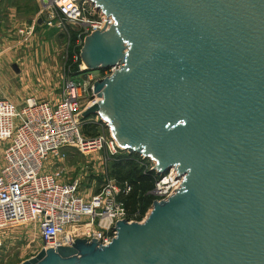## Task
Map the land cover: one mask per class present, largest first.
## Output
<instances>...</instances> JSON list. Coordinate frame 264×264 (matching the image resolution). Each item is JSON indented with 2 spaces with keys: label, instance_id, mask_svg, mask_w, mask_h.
Here are the masks:
<instances>
[{
  "label": "water",
  "instance_id": "obj_1",
  "mask_svg": "<svg viewBox=\"0 0 264 264\" xmlns=\"http://www.w3.org/2000/svg\"><path fill=\"white\" fill-rule=\"evenodd\" d=\"M88 1L112 23L80 49L98 98L82 118L182 183L107 245L20 264H264V0Z\"/></svg>",
  "mask_w": 264,
  "mask_h": 264
},
{
  "label": "built area",
  "instance_id": "obj_2",
  "mask_svg": "<svg viewBox=\"0 0 264 264\" xmlns=\"http://www.w3.org/2000/svg\"><path fill=\"white\" fill-rule=\"evenodd\" d=\"M36 2L41 11L50 9L53 16H59V28L64 24L74 26L80 48L86 36L104 27L106 19V26L112 23L110 17L88 0ZM46 25L51 26L52 19ZM79 70L86 69L80 65ZM113 70L102 69L100 76L106 77ZM97 100L91 75L67 79L61 99L55 103L32 96L20 104L0 98V245L4 237L1 232L17 223H32L37 228L39 250L70 246L76 238H94L107 245L116 235V222L144 219H128L124 203L118 198L120 193L129 192L128 184L121 187L114 178L107 179L95 194L84 196L78 178L72 181L63 178V163L69 148L86 155L103 147L107 151L106 161L125 150L102 118L100 124L108 128V134L91 137L84 133L83 126L88 122L81 115ZM90 118L93 121V117L87 121ZM140 159L142 165L155 171L154 161L143 156ZM181 183L182 177L174 168L164 174L156 173L149 192L152 202L166 200Z\"/></svg>",
  "mask_w": 264,
  "mask_h": 264
},
{
  "label": "rangeland",
  "instance_id": "obj_3",
  "mask_svg": "<svg viewBox=\"0 0 264 264\" xmlns=\"http://www.w3.org/2000/svg\"><path fill=\"white\" fill-rule=\"evenodd\" d=\"M2 12H20L12 21L7 13L2 36L7 43L0 44V98H8L20 104L32 96L50 103L58 102L65 82L70 77L83 78L84 71L72 75V64L78 62L83 66L80 57V46L77 45L74 26L64 24L59 28L56 23L51 26H40L36 20L25 12L41 11L36 0H0ZM58 24V23H57ZM20 30H23L21 33ZM17 66L19 71L14 69ZM86 69V68H84ZM92 77V76H91ZM86 118L83 131L91 137L108 134V128L101 126V117L97 122ZM105 148L89 151L86 155L76 148L66 151L63 163V178L80 181V192L84 196L95 194L112 177L109 175V161L105 160ZM33 224L17 223L1 232L0 264H20L33 257L41 246L37 228Z\"/></svg>",
  "mask_w": 264,
  "mask_h": 264
},
{
  "label": "trees",
  "instance_id": "obj_4",
  "mask_svg": "<svg viewBox=\"0 0 264 264\" xmlns=\"http://www.w3.org/2000/svg\"><path fill=\"white\" fill-rule=\"evenodd\" d=\"M69 73H79L78 62L72 64ZM109 160V175L119 186H130L129 192L118 195L124 203L128 219L141 220L152 204L153 198L149 192L154 186L156 172L142 165L138 154H130L125 150L111 156Z\"/></svg>",
  "mask_w": 264,
  "mask_h": 264
},
{
  "label": "crops",
  "instance_id": "obj_5",
  "mask_svg": "<svg viewBox=\"0 0 264 264\" xmlns=\"http://www.w3.org/2000/svg\"><path fill=\"white\" fill-rule=\"evenodd\" d=\"M6 13L10 16V17H7V19L9 18V20L12 21L13 17H15L20 12H2L1 8H0V44H2V46L8 42L7 38L2 36V33L5 29V28H3V26H4L5 21H6V17L4 14H6ZM25 13L27 15H29V17H31V20H29L30 23H31V21H34L33 19H35L37 24H39L40 26H45L44 24H46L48 19H52V23H54V24L56 23V25H57V21L59 19L58 15L54 14V16H53V12H25ZM18 71H19V69H18Z\"/></svg>",
  "mask_w": 264,
  "mask_h": 264
},
{
  "label": "bare ground",
  "instance_id": "obj_6",
  "mask_svg": "<svg viewBox=\"0 0 264 264\" xmlns=\"http://www.w3.org/2000/svg\"><path fill=\"white\" fill-rule=\"evenodd\" d=\"M82 68H86V65L83 63V66H82Z\"/></svg>",
  "mask_w": 264,
  "mask_h": 264
}]
</instances>
